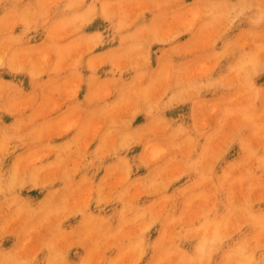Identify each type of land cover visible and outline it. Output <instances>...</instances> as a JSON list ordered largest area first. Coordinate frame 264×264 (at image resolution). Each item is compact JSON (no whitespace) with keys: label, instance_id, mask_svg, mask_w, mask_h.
<instances>
[{"label":"rangeland","instance_id":"obj_1","mask_svg":"<svg viewBox=\"0 0 264 264\" xmlns=\"http://www.w3.org/2000/svg\"><path fill=\"white\" fill-rule=\"evenodd\" d=\"M0 264H264V0H0Z\"/></svg>","mask_w":264,"mask_h":264}]
</instances>
